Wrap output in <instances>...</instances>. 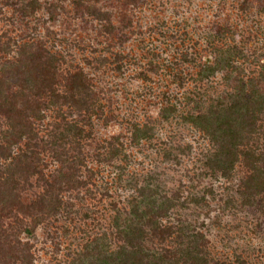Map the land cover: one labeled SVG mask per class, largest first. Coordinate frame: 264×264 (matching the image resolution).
Masks as SVG:
<instances>
[{"label": "rangeland", "instance_id": "rangeland-1", "mask_svg": "<svg viewBox=\"0 0 264 264\" xmlns=\"http://www.w3.org/2000/svg\"><path fill=\"white\" fill-rule=\"evenodd\" d=\"M31 1L0 0V76L18 81L19 45L40 44L56 57L58 91L70 72L82 70L93 93L82 113L48 95L37 99V172L18 177L19 198L36 199L60 170H75L85 185L52 188L62 200L58 210L20 233L29 264H77L84 245L98 238L116 249L115 225L141 188L161 202L174 198L162 222L186 231L164 243L145 240L144 248L176 250L177 264H193L182 255L185 246L197 251L196 264H264V193L246 203L244 161L228 176L212 172V143L192 121L241 85L264 92V0ZM228 55L230 65L204 71ZM67 122L81 128L80 137L61 134ZM7 130L0 115V140ZM249 143L264 147V117ZM19 146L23 141L14 153ZM79 149L83 164L71 161ZM64 158L76 165H62ZM1 215L5 226L18 218L14 208Z\"/></svg>", "mask_w": 264, "mask_h": 264}, {"label": "trees", "instance_id": "trees-1", "mask_svg": "<svg viewBox=\"0 0 264 264\" xmlns=\"http://www.w3.org/2000/svg\"><path fill=\"white\" fill-rule=\"evenodd\" d=\"M33 0L30 5H36ZM56 57L43 45H19L16 71L18 81H5L0 76V115L4 117L9 130L0 140V263L29 264L28 242L21 241L19 235L36 226L43 218L55 212L62 200L57 193L52 192L56 186L75 188L84 186L85 182L71 173L62 172L55 175L52 182H46L45 192L36 199L25 203L19 198L16 190L18 177L23 174L37 172L34 162L38 157L35 150L37 138L31 119L39 117L42 102L39 96L48 95L51 103H64L73 107L78 113L89 112L93 89L85 80L82 70H75L68 74L66 90L58 91ZM232 63L231 57L215 58L214 63L204 67V71L213 73L224 65ZM13 87H11L12 85ZM264 117V92L256 87L247 89L241 85L234 92L228 93L227 102L219 101L205 112L198 113L192 121L204 131L212 143V151L207 157L208 167L212 172L218 171L228 176L236 164L244 161L250 172L241 183V194L250 203L252 195L264 193V147H252L249 139L253 134L262 133V119ZM31 120V121H30ZM61 133V132H60ZM81 128L73 122H67L65 137L72 134L80 137ZM76 140V139H75ZM23 141L24 147L19 146L14 153L11 147ZM12 143V144H11ZM79 144V141L77 140ZM75 155L77 164H83L80 157L81 150ZM117 151V149L115 150ZM113 151V154H115ZM58 159V158H57ZM61 160L62 165L74 167L67 159ZM75 183L76 186H73ZM140 200L136 199L122 224L116 223L115 234L122 241L116 249H108L99 238L86 243L77 264H177L180 256L176 250L162 247L158 250H148L143 247L145 240L164 243L166 238L173 235L182 236L186 231L182 226L164 224L162 217L166 211L174 206V198L164 201L150 196L145 188L140 189ZM16 210L15 223L5 226L1 214L4 210ZM21 216V217H19ZM30 217L31 228H27L23 220ZM116 220L117 217L115 218ZM194 244L198 240L194 238ZM190 244V242H189ZM197 251L192 246H185L182 255L185 261L196 264Z\"/></svg>", "mask_w": 264, "mask_h": 264}]
</instances>
